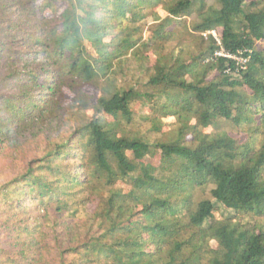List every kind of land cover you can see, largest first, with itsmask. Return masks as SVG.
Masks as SVG:
<instances>
[{
	"label": "trees",
	"instance_id": "trees-1",
	"mask_svg": "<svg viewBox=\"0 0 264 264\" xmlns=\"http://www.w3.org/2000/svg\"><path fill=\"white\" fill-rule=\"evenodd\" d=\"M12 1L27 22L0 19V143L56 119L63 90L75 112L91 116L0 189L8 205L0 209V228L9 238L0 264H44L52 250L54 264H264V227L241 221L264 217V139L256 148L254 137H264V48L256 49L264 45V0ZM56 3L65 8L54 22L38 20L37 11L54 12ZM159 6L168 15L162 20L152 12ZM193 13V31L221 30L222 49L243 52L246 69L214 58L220 48L210 35L200 38L198 54L181 46L166 51L175 40L168 29ZM148 16L158 23L143 40ZM31 19L33 30L26 29ZM16 41L26 49L13 47ZM149 54L155 62L144 69L143 88L121 85L127 59L146 62ZM135 104L149 109L142 121L150 133L161 134L166 118L173 119L172 137L151 142L128 132ZM219 123L243 132L246 142L204 133ZM147 158L156 164H145ZM209 185L212 200L195 202V191ZM87 192L97 203L90 232L79 236L64 214ZM23 196L51 205L45 210L58 218L49 230H69L65 246H51L45 227L21 218L13 205ZM217 209L224 220L215 221Z\"/></svg>",
	"mask_w": 264,
	"mask_h": 264
},
{
	"label": "rangeland",
	"instance_id": "rangeland-1",
	"mask_svg": "<svg viewBox=\"0 0 264 264\" xmlns=\"http://www.w3.org/2000/svg\"><path fill=\"white\" fill-rule=\"evenodd\" d=\"M163 1L170 3L174 0ZM207 1L209 6L214 5L213 0ZM251 1L255 0H248V2ZM4 3L5 5L0 8V19L12 20L14 22H27L25 20V15L20 14V7H18L16 3H14L12 0H6ZM30 4L31 6H39L41 4V0H32ZM0 5L3 4L1 3ZM64 8L65 4L56 3L54 12L51 10H46L43 13L37 11L36 17L38 20L46 18L50 21L53 19L54 22ZM152 12L156 14L161 20L168 16L162 10L161 6L154 8ZM33 22L35 21L31 19L30 23H28L29 26L26 27V29L33 30ZM183 22V25L170 27L168 29V31L174 32L175 40L166 45V51L169 52L174 50L177 53L180 48L179 46H181L182 48L189 49L190 52L194 54H198L202 46L200 38H205H203L202 35L195 33L192 29L193 24L197 22L196 14L193 13L191 16L184 18ZM157 23L158 22H155L154 17L152 16H148V18L142 22L141 26L143 29L141 37L143 40L150 36L151 28ZM214 32L216 33L217 38H219L221 30ZM0 37H2V35ZM12 45L17 49L20 47L23 50L26 49V47L21 45L19 41L12 43ZM263 48L264 45L261 42L256 43V49L262 50ZM154 62L155 57L151 54L148 55V60L146 62L142 61L138 63L134 58H128L127 62L123 66L122 73L117 76L119 83L128 87L135 86L136 88H143L142 86L146 83V73L144 72V69L152 66ZM83 90L92 96V98H96L98 96L97 93L89 86H84ZM70 99V93L67 90H63V93L59 99V104L62 108L58 110L59 116H57L56 119H54V117H46L30 128L19 130L15 137L0 143V189L6 184L20 179L25 173L27 165L30 161L43 158L47 151L54 149L60 144H63L71 136L74 129L76 128L75 126L91 116L90 112H75V109L70 107ZM132 111L134 113V121L132 125L127 127L128 132H131L133 135H141L151 142L167 141L172 137L174 130L176 129L173 126V119L166 118L162 133L153 134L149 132V126L142 121V116L148 114L149 109L142 108L139 104H135ZM204 133H226L228 136L235 139L240 145L245 143L247 140L246 135L243 132L234 129L230 123H219L213 128L204 130ZM254 137L256 139L255 146L256 148H259L264 137L260 134H256ZM144 163L155 165L156 161L147 158L144 160ZM17 186L22 188L23 183L20 182ZM117 187L122 188L124 191L129 190V187L123 183H118ZM212 188L213 186L209 185L202 191L196 190L193 194L194 201L198 202L203 199L212 200L210 197V191ZM76 192H78V190H76ZM88 198V192L78 195V201L71 205L72 207L68 214H64V221H66L67 224H76L77 229L80 232L79 236H83L90 232V216L97 203V201H94L95 199L92 197L91 198L93 201H88ZM4 206L8 205L2 201L0 194V209L5 208ZM13 206L19 210L21 218L25 219L30 227H45L46 231L49 232L47 240L51 246L55 247L57 242H59L62 246L67 244L70 238L68 237V234L70 233L69 230H65L63 227H53L54 229L51 228V230H49L50 226H53V218H58L57 215L53 213L52 208L45 210V206L51 205L47 204L46 202L39 203L38 200L31 196H23L19 202L15 203ZM75 210L76 214L74 213ZM225 216L226 213L222 209H217L214 212L215 221L224 220L226 218ZM241 221L244 224H249V226L256 224L258 226L264 227V217L262 216L243 217L241 218ZM95 229L96 227L93 226V230L91 229V231L94 232ZM56 238L57 241H55ZM7 244H9V238L6 236L5 231L0 228V247L8 248L9 246ZM43 263L54 264V250L46 253Z\"/></svg>",
	"mask_w": 264,
	"mask_h": 264
},
{
	"label": "built area",
	"instance_id": "built-area-1",
	"mask_svg": "<svg viewBox=\"0 0 264 264\" xmlns=\"http://www.w3.org/2000/svg\"><path fill=\"white\" fill-rule=\"evenodd\" d=\"M209 35L212 36L217 46L220 48L218 51L214 53V58H223L234 61L236 65L239 66L242 70L246 69L248 59L243 57V52H239L237 55H230L222 49L220 39L217 38L216 33L214 31L202 34V37L206 39L207 36Z\"/></svg>",
	"mask_w": 264,
	"mask_h": 264
}]
</instances>
